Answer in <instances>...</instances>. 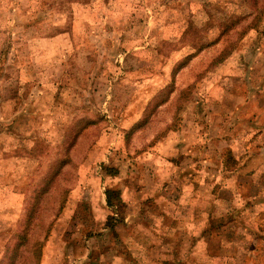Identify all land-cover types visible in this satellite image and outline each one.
<instances>
[{
  "label": "rangeland",
  "instance_id": "obj_1",
  "mask_svg": "<svg viewBox=\"0 0 264 264\" xmlns=\"http://www.w3.org/2000/svg\"><path fill=\"white\" fill-rule=\"evenodd\" d=\"M250 4L0 0V264H264ZM52 166L26 224L22 188Z\"/></svg>",
  "mask_w": 264,
  "mask_h": 264
},
{
  "label": "crops",
  "instance_id": "obj_2",
  "mask_svg": "<svg viewBox=\"0 0 264 264\" xmlns=\"http://www.w3.org/2000/svg\"><path fill=\"white\" fill-rule=\"evenodd\" d=\"M257 26H258V24H257ZM256 26V27H257ZM227 154H228V152H227ZM227 154H226V156H227ZM228 156H229V154H228ZM229 158V157H228ZM230 159V158H229ZM225 162V161H224ZM223 162V163H224ZM68 163V162H67ZM66 163V164H67ZM222 163V164H223ZM64 166V165H63ZM226 166V165H225ZM53 168V166L52 167H50L49 169H48V172H46V176H44L43 178H41V184L38 186V187H33V189H29V190H27L26 188H22V192H21V195L23 196V200H22V206H21V208H22V216H20V218L22 219L21 221H24L25 222V219H26V217H28V215H27V213H29L30 212V209H32L33 211V213H34V215H36V213H37V203H38V200L37 199H39L42 195L44 196L48 191H49V188H51V186H52V184H53V182H54V180L56 179V175H57V173H58V171H59V169L61 170L62 168H61V166H60V168H58V170H57V168L56 169H52ZM240 168L238 167V166H235V167H232V168H230L229 170H230V172H229V174H234V173H236L235 171H238ZM41 189H43V190H41ZM107 190H114L115 192H116V196H114V197H116L117 199H116V201H118V202H121L122 201V194L120 193V191H119V189H108V188H106V189H104V191L102 192V194H101V197H100V200L98 201V203L100 204V205H102V206H107L108 208H112L113 210H112V212H114V214H116V216H117V202H114L113 201V198H111L112 200H111V202H113V204L112 205H109V204H107V202H106V191ZM69 199V198H68ZM67 196H66V204H67ZM63 203H65V200H64V202H62V203H60V205H59V209L62 211L63 210ZM35 210H36V212H35ZM129 216V215H128ZM128 216H126L123 220H121L120 222H127V220H128ZM34 218V216H30L29 217V220H28V222H31L32 221V219ZM20 224H21V222H20ZM19 224V225H20ZM110 223H108V225H109ZM108 225L107 226H105V227H108ZM44 240V238H42L41 239V241H43ZM90 243H92L91 241H89V244ZM45 249V246L44 247H42V248H40V253H39V258H38V262H40L41 260L40 259H42L43 258V250ZM41 250H42V252H41ZM65 256V252L63 253V257ZM83 258L85 259V257H82L81 258V260H83ZM40 260V261H39ZM76 262H79V261H76Z\"/></svg>",
  "mask_w": 264,
  "mask_h": 264
},
{
  "label": "trees",
  "instance_id": "obj_3",
  "mask_svg": "<svg viewBox=\"0 0 264 264\" xmlns=\"http://www.w3.org/2000/svg\"><path fill=\"white\" fill-rule=\"evenodd\" d=\"M250 9L251 11H249V13H252L253 15L250 18V27H255L257 26L258 22L260 21L262 15L264 14V1L263 0H251V4H250ZM230 26H227L226 29H229ZM43 190V189H41ZM116 192L114 190H107L106 191V202L109 205H112L113 202H111V198H113L115 196ZM38 200V199H37ZM33 210L30 209V212L27 213L28 217H26L25 222L28 223L29 217L32 215L34 216V213L32 212ZM36 212V210H35ZM20 239L23 240H28V236H27V227L25 230H23L22 232H20L19 235ZM25 242V241H24ZM34 242V250H33V255H34V259L37 262L38 258H39V253H40V241L39 240H35Z\"/></svg>",
  "mask_w": 264,
  "mask_h": 264
}]
</instances>
